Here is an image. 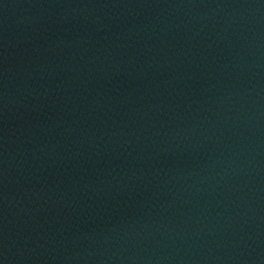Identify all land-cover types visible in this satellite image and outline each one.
Segmentation results:
<instances>
[{"label":"water","instance_id":"water-1","mask_svg":"<svg viewBox=\"0 0 264 264\" xmlns=\"http://www.w3.org/2000/svg\"><path fill=\"white\" fill-rule=\"evenodd\" d=\"M0 264H264V0H0Z\"/></svg>","mask_w":264,"mask_h":264}]
</instances>
